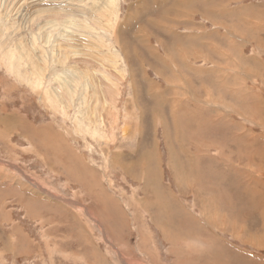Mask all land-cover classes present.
I'll use <instances>...</instances> for the list:
<instances>
[{
	"label": "rangeland",
	"instance_id": "1",
	"mask_svg": "<svg viewBox=\"0 0 264 264\" xmlns=\"http://www.w3.org/2000/svg\"><path fill=\"white\" fill-rule=\"evenodd\" d=\"M248 89L264 0H0V264H264Z\"/></svg>",
	"mask_w": 264,
	"mask_h": 264
},
{
	"label": "bare ground",
	"instance_id": "2",
	"mask_svg": "<svg viewBox=\"0 0 264 264\" xmlns=\"http://www.w3.org/2000/svg\"><path fill=\"white\" fill-rule=\"evenodd\" d=\"M246 91H249L250 92V96L252 97L251 99H243V96H244V94L245 93H243L242 95H241V101H240V103H242V106L245 104V106H246V110H243L242 112L243 113H247L248 115H249V117H252V118H254V119H257V111L256 112H252V113H249V104H251L252 102H258V101H262V102H264V99H262L260 96H259V94L258 93H255L252 89H248V90H246ZM230 95H232V94H230ZM234 96V95H233ZM235 97V96H234ZM237 98V97H236ZM239 100V99H238ZM255 108H257V105L255 106ZM252 109H253V107H252ZM260 111V110H259ZM239 114H240V117H241V112H239ZM260 114H262V113H260ZM232 116V115H231ZM241 122H238V123H236V121H234L233 119H230V123L233 125V124H237V125H239V129H240V127L242 128V129H244V136L247 138V140L248 141H253L255 138H256V136H258L257 134H255L254 132H253V130H255V129H247L246 128V125H244V121L241 119L240 120ZM254 125V124H253ZM237 131V130H236ZM239 132V131H238ZM237 132V133H238ZM240 133V132H239ZM239 133H238V135H239ZM241 135V134H240ZM234 136V135H233ZM237 138V137H236ZM240 139V138H239ZM235 140V139H234ZM230 141V140H229ZM232 141V140H231ZM238 145H239V142L237 143ZM246 144V143H245ZM249 144V143H248ZM253 144V143H252ZM244 145V144H243ZM240 146V145H239ZM242 146V145H241ZM248 147H250V146H248ZM246 148V147H245ZM250 150V152H251V148L249 149ZM263 151H264V148H263ZM256 155H258V157H260V156H263V154L261 155V154H258V153H256ZM247 160H248V162H251V161H253L252 160V155H251V157H250V155H248L247 156V158H246ZM227 163H228V165H227V172H229V173H233L234 174V177L235 178H239L240 176H242V175H245V173H246V170H245V168L247 167V165H245L243 168H240V169H238V170H232V168H231V166L232 167H234L235 166V164L233 163V162H231V159L229 160V161H227ZM230 163H232V164H230ZM239 168V167H238ZM249 175H251L252 177H248ZM253 175L254 174H248L247 175V180L248 181H255L256 179H257V177H253ZM238 184V182L236 183V185ZM240 184H238V186H239ZM257 201V200H256ZM251 202H252V205H253V203H254V200H251ZM251 205V206H252Z\"/></svg>",
	"mask_w": 264,
	"mask_h": 264
},
{
	"label": "crops",
	"instance_id": "3",
	"mask_svg": "<svg viewBox=\"0 0 264 264\" xmlns=\"http://www.w3.org/2000/svg\"><path fill=\"white\" fill-rule=\"evenodd\" d=\"M221 201H222V199H221ZM221 216H222V215H221ZM206 248L208 249V248H209V245H207ZM263 248H264V247H261V248H259V249H263ZM220 258H221V257H220ZM221 259H222V258H221ZM221 259H219V261H218L219 263H217V264H222V263H221V261H222ZM204 261H206L207 264H214V263H215L214 258H212V259L210 258V259H209L208 257H205V258H204Z\"/></svg>",
	"mask_w": 264,
	"mask_h": 264
}]
</instances>
